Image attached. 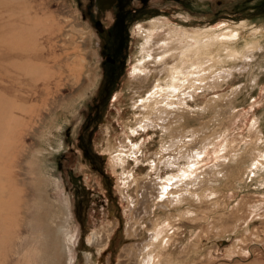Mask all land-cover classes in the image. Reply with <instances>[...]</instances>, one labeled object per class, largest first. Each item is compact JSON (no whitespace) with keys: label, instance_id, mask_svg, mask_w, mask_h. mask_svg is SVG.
Segmentation results:
<instances>
[{"label":"rangeland","instance_id":"rangeland-1","mask_svg":"<svg viewBox=\"0 0 264 264\" xmlns=\"http://www.w3.org/2000/svg\"><path fill=\"white\" fill-rule=\"evenodd\" d=\"M0 1V264H42L44 238L57 221L68 256L65 264H87L90 256L93 264H127L128 242H140L132 253L142 258L143 252L158 248L148 264H264V0L255 1L256 14L254 0L149 2L157 7L153 19L166 17L171 29L214 43L209 50L192 51L180 67L209 57L210 51L218 56L216 68L231 74L213 88L206 83L209 63L200 59L196 74L186 81L196 87L179 99L169 81L162 82L161 92L174 97L169 104L173 112H186L180 122L184 142L199 129L193 147L203 139L213 144L188 172L190 178L197 175L183 184L186 195L167 193L151 201L152 212L140 221L142 233L134 239L126 236V226L133 220L129 198L138 195L136 181L146 175L156 181L158 173L165 178L187 162L171 160L172 167L161 163L160 172L152 170L160 153L168 156L178 141L159 126L132 131L139 116L153 113L136 105L152 94L156 73L146 83L136 75L138 64L147 59L138 29L152 18L132 30L122 92L95 133L101 174L73 145L100 78L97 32L87 21L85 3ZM231 33L234 39L223 40ZM135 145L137 152L130 148ZM70 152L72 166L99 193L105 192L104 177L113 182L112 197L101 195L105 212L98 224L78 223L72 212L58 166ZM157 217L161 235L154 243L149 222ZM108 226H114L111 235Z\"/></svg>","mask_w":264,"mask_h":264},{"label":"bare ground","instance_id":"bare-ground-1","mask_svg":"<svg viewBox=\"0 0 264 264\" xmlns=\"http://www.w3.org/2000/svg\"><path fill=\"white\" fill-rule=\"evenodd\" d=\"M4 1H6V0H4ZM3 3H5V2H3ZM2 5H0V6H2ZM165 18H157V19L152 18L150 21L146 22V24L140 25L139 29H138V33L144 39V43L142 46V54L144 55L143 57L147 56V59H145L143 62H140L138 64V66L136 67V75L138 77V78L137 77L136 78L139 79L141 82L144 81V83H146L148 78H149L148 76L151 73H154V72H156V73L154 75L155 76L154 81L150 87V92H152V94L147 99V101H145L143 103L136 104L141 109L148 111V113H150V110L152 109L153 113L146 115V117L139 116V118L137 119L136 128L134 127L135 129L133 128L132 131L137 132L138 131L137 129H139V128L148 130L150 127L154 128L156 126H159V127L163 128L164 130L168 131L173 136L172 139H176L178 141L176 144L171 145V146H173V148L171 147L172 152H170L171 153V154H169L170 156L169 155L166 156L164 154V152L160 153V156L158 158V162L155 164L153 163L154 165L152 167V170H156V171L160 172L161 163L165 164L167 166L169 165V167H170L172 165L171 160H175V162H176V159L179 160V159L185 158L187 162L185 165L178 166L176 171L173 172V170H171L169 175L165 178H163V176L158 173L156 175V178H155V179H157L156 180L157 182L155 180L153 181L151 179L150 180L146 179V178H148L147 175L136 181L137 184L135 186L137 187V194L138 195H136L134 199L129 198V201L131 204L130 207H132L131 217L133 216V220H131V223L129 221V225L127 224V226H126L127 227L126 228V234H127L126 236L130 237V239L140 237V235L142 233V226H143V224H140V221L143 220V218L148 213L152 212L150 209V202L151 201L154 202L159 198H161V199L166 198L167 193L168 194L175 193L176 195H179L182 198L184 197V195H186V193H184V191H183L184 188H186V186L182 187L183 184L189 180L196 179L195 176L197 175V174H195L194 177L190 178L189 176L191 175V173H188V172L191 171V169L198 164V162H199L198 158H200L202 155H204L206 153L209 145L213 144V141H211L210 144L207 145L209 142L207 143L206 139H203L201 142L198 143L199 147L197 146L198 144L196 145L197 146L196 148H195V146L193 147V145H195V143H197L195 141V139H198V137H199L197 135L200 132L199 129L192 132L191 139L188 142H186V143L184 142L182 137L185 136V134L183 135L185 129H183V124H180V122H181V120H183L185 118L186 112L182 111L181 113L180 112L177 114L174 113L172 108L169 106V104L172 103L171 97L172 98L178 97V99H179L182 95H186L187 93L190 92V90H193V88L196 87V84L194 83V81H189L188 83H186V81H188V79L191 76H193L194 73L196 74V70L198 69L200 59H201L202 63H209V67H210L209 70H211L210 71L211 75H210V77H207L208 79H206V83L211 87L213 86V88L218 87L219 86L218 84H220L222 81L224 82L226 79H228L229 75L231 74L230 70H226V69L221 70V68H220V70H218L219 68L218 69L216 68L218 56L215 57L214 55H211L212 52H210V51L207 52L209 54V57H206L204 59H202L200 57L199 60H193V61H191V63L187 64L186 66L180 67L181 63L182 64L186 63L185 59H191L190 53L192 51L195 53L196 51H199V50H202V51L203 50H209V49H211L212 46H214V43L209 42V41L205 42L203 36L201 38H199L195 34L190 36V35H186V33H184V32H179L175 29H171L169 27V24L165 20ZM139 24H141V23H139ZM206 31H208V30H206ZM224 39H227V41L230 42L234 38L232 37V33H231L229 36L224 37L223 40ZM206 45H208V46H206ZM228 48H229V46L223 45V49L227 50ZM202 57H204V56H202ZM243 57H244V55H243ZM207 73H205V75ZM132 77H133V75H132ZM179 77L182 80H179ZM167 80L169 81L171 88L174 89V91L176 93V95L174 97L171 95H168L166 93L161 92V90L159 89L161 87L162 82L167 81ZM17 108H18V106H17ZM157 120H159V121L157 122ZM176 140H174V141H176ZM130 148L132 149V151L137 152V150L139 149V146L135 145V146L130 147ZM124 151H126V150L120 149L119 153L126 154V153H124ZM121 159H122V157H121ZM151 162H150V164H152ZM258 163H260V162L258 161ZM35 167L38 168V165ZM144 180H147V182H145ZM154 186H156V188ZM144 189H145V191H143ZM127 197H129V196H127ZM64 213H65V210H64ZM52 216H53V214H52ZM57 220H58V218H57ZM57 220H55V221H57ZM159 220H160L159 217H157L155 219H152L149 222L150 227H152V229L150 230L151 231L150 235H152L150 240H153L154 243L159 242V238L161 235V232H160V223L161 222ZM42 222H43V219H42ZM61 222H62V217H61ZM154 222H157V223H154ZM43 224H45V227H46V225H48L47 222H43ZM51 224H52V220H51ZM53 224H54V222H53ZM55 224H56V222H55ZM112 225H113V222H112ZM41 227H43V226H41ZM113 227L114 226H108V233L107 234H109V235L113 234V233H111L113 231ZM36 228H38V227H36ZM48 228H49V232L46 230L48 232V236H45L44 242H43L45 247H46V250L44 251V253L41 256V262H42V264H63V262L65 264V262L68 261L67 260L68 256H67V251L65 248L63 236L61 235L62 234L61 229L58 226V221H57V225H55L54 227L49 226ZM40 231L41 232L44 231V228H43V230H40ZM250 233H248V234H250ZM256 239H258V238H256ZM102 241H103V239H102ZM105 242H107V241H105ZM95 243L99 244V240ZM134 244L139 245L140 242L139 243H135V242L134 243L133 242L127 243L128 249L124 252L125 258L123 256V254H121L123 256V260L127 259V261H128V262L126 261L127 264H134L133 260H135V259L140 260L139 264L150 263V261L152 260V257L154 258L155 253H156L158 248L157 249H155V248L151 249L150 248L151 252H148V253L143 252V255H145L146 257L142 258L141 256L138 257L137 255H134L132 253V251L135 249V247H133ZM157 246H159V244H157ZM150 249H147V251ZM238 255H240V254H238ZM93 261H94L93 258L90 256L87 259V264H93Z\"/></svg>","mask_w":264,"mask_h":264},{"label":"flooded vegetation","instance_id":"flooded-vegetation-1","mask_svg":"<svg viewBox=\"0 0 264 264\" xmlns=\"http://www.w3.org/2000/svg\"><path fill=\"white\" fill-rule=\"evenodd\" d=\"M85 3V16L97 32L96 47L99 51L100 78L91 110L83 120L82 128L75 139L76 148L81 152L89 166L104 174L94 150L95 133L104 124L111 101L122 92L123 77L132 44V30L137 24L156 17L157 7L152 0H82ZM141 2V5L134 3ZM154 2V0H153ZM69 134V132L67 133ZM68 137V136H67ZM102 160V159H101ZM74 157L70 152L62 155L58 166L63 173L66 189L70 194L71 209L78 221L101 222L105 204L101 195L112 197L110 187L113 182L108 176L103 178L106 188L104 194L92 184L90 186L83 173L73 165Z\"/></svg>","mask_w":264,"mask_h":264},{"label":"trees","instance_id":"trees-1","mask_svg":"<svg viewBox=\"0 0 264 264\" xmlns=\"http://www.w3.org/2000/svg\"><path fill=\"white\" fill-rule=\"evenodd\" d=\"M184 1H189V0H184ZM238 1H240V0H238ZM253 1V0H252ZM255 1L256 0H254V3L252 4L253 6H255V7H252V9H254V10H252V12H254V13H252V14H256V13H258L256 10H257V8H256V3H255ZM260 11H264V6L261 8V10ZM263 14H264V12H263Z\"/></svg>","mask_w":264,"mask_h":264}]
</instances>
